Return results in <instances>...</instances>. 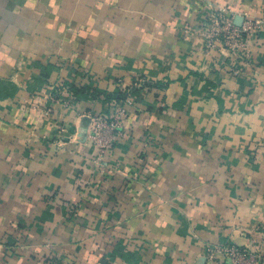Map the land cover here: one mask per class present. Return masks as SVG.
Returning a JSON list of instances; mask_svg holds the SVG:
<instances>
[{
	"label": "crops",
	"instance_id": "0c3cea01",
	"mask_svg": "<svg viewBox=\"0 0 264 264\" xmlns=\"http://www.w3.org/2000/svg\"><path fill=\"white\" fill-rule=\"evenodd\" d=\"M264 0H0V264H218L264 251V32L204 51L213 7ZM136 80L99 159L89 113Z\"/></svg>",
	"mask_w": 264,
	"mask_h": 264
},
{
	"label": "built area",
	"instance_id": "2783aa9c",
	"mask_svg": "<svg viewBox=\"0 0 264 264\" xmlns=\"http://www.w3.org/2000/svg\"><path fill=\"white\" fill-rule=\"evenodd\" d=\"M264 32V19L253 18L230 8L216 6L210 9L202 27L204 51L216 52L232 61L231 73H241L237 63L248 64L251 59L250 40ZM146 85L136 80L104 99L105 111L89 113L88 139L99 150V159L109 154L118 137L124 134L133 96ZM208 256L218 264H264L262 249H241L236 246L216 245L208 248Z\"/></svg>",
	"mask_w": 264,
	"mask_h": 264
}]
</instances>
